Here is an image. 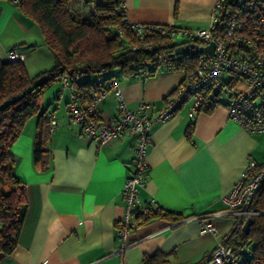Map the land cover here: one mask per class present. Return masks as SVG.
<instances>
[{
	"label": "crops",
	"instance_id": "1",
	"mask_svg": "<svg viewBox=\"0 0 264 264\" xmlns=\"http://www.w3.org/2000/svg\"><path fill=\"white\" fill-rule=\"evenodd\" d=\"M213 1L124 0L123 6L132 22L205 29ZM12 47L25 54L23 63L30 74L53 62L38 25L23 16L14 1L0 0L2 60ZM42 52L44 60L38 56ZM116 77L128 108L147 101L157 111L164 108L184 72L168 69L151 77ZM97 78L84 75L78 82ZM64 83L55 82L40 100L39 113L46 118L52 114L57 121L48 139V167L40 170L33 162L38 115L28 118L11 145L14 174L26 183L28 206L17 246L0 264H143L145 256L156 253L162 254L161 264L200 262L230 234L233 218L211 217L217 234L201 235L193 217L224 208L221 197L240 179L248 161H264V134L247 132L223 105L199 110L193 120L184 105L171 118L154 122L147 176L138 198L141 203L155 201L179 220L151 218L122 240L121 189L133 171L134 137L124 135L98 145L81 134L68 114L71 89ZM118 105L115 90H108L98 103L102 118L115 120Z\"/></svg>",
	"mask_w": 264,
	"mask_h": 264
},
{
	"label": "built area",
	"instance_id": "2",
	"mask_svg": "<svg viewBox=\"0 0 264 264\" xmlns=\"http://www.w3.org/2000/svg\"><path fill=\"white\" fill-rule=\"evenodd\" d=\"M125 22L139 39L157 33L167 36L176 46L194 43L204 47L213 42L214 50L196 54L195 68L184 73L182 81L166 97L164 108L157 111L152 110L147 101H142L134 109L128 108L120 95L116 79L110 81L109 89L95 93L88 104L81 105L75 93L70 95L68 113L81 134L98 145L107 144L124 135L134 137L133 171L121 189L124 213L118 221V229L122 240L131 230L149 220L151 211L158 206L153 200L141 203L138 198V189L144 186L147 176L146 157L150 128L154 122L171 118L184 105H188L187 114L192 120L199 110L223 105L230 118L247 132L264 134V0H214L209 24L205 29L132 22L127 17L126 9ZM177 37L180 38L179 42H176ZM140 47L155 50L159 43L143 42ZM7 57L10 61L24 62L25 54L10 48ZM150 67L157 71L170 69L165 51H159ZM224 74L229 75L226 81L223 80ZM64 84L69 86L67 81ZM110 89H114L119 97V113L113 121L103 119L98 108L100 99ZM56 125L57 121L50 114L49 130L52 131ZM262 180L264 161L249 160L240 179L221 197L224 208L193 217L199 224V233L217 234L218 228L211 217L230 216L234 228L258 214L250 205ZM228 236L200 262L186 264L239 263L240 260L232 254V247L226 245Z\"/></svg>",
	"mask_w": 264,
	"mask_h": 264
},
{
	"label": "trees",
	"instance_id": "3",
	"mask_svg": "<svg viewBox=\"0 0 264 264\" xmlns=\"http://www.w3.org/2000/svg\"><path fill=\"white\" fill-rule=\"evenodd\" d=\"M8 1H14L23 16L38 25L54 64L32 75L22 61L0 58V260L16 248L27 211L26 183L14 174L15 158L10 148L33 115H38L33 162L40 170L48 167L49 117L39 113L45 92L55 82L65 80L77 101L85 105L95 93L109 89L110 81L117 80L118 75H155L157 70L150 63L161 50L168 55L170 70L187 73L195 68L197 59L196 54L172 55L177 44L167 36L152 33L137 38L125 22L124 0ZM143 42L159 43V47L143 49L140 47ZM84 75L98 78L78 82ZM192 129L190 125L188 137ZM250 208L258 214L250 217L253 222L249 231L244 232L243 224H238L231 229L226 245L232 247V254L240 260L237 264H264V180ZM154 217L179 220L159 206L151 211L149 219ZM142 261L161 264L162 254L145 256Z\"/></svg>",
	"mask_w": 264,
	"mask_h": 264
},
{
	"label": "water",
	"instance_id": "4",
	"mask_svg": "<svg viewBox=\"0 0 264 264\" xmlns=\"http://www.w3.org/2000/svg\"><path fill=\"white\" fill-rule=\"evenodd\" d=\"M214 50V43L210 42L207 46H200L198 47L194 43H189V44H184V45H178L175 47V50L172 55H192V54H197V53H203V52H213ZM253 220L249 217L247 218L243 225H242V230L244 232L249 231V227L252 224Z\"/></svg>",
	"mask_w": 264,
	"mask_h": 264
},
{
	"label": "rangeland",
	"instance_id": "5",
	"mask_svg": "<svg viewBox=\"0 0 264 264\" xmlns=\"http://www.w3.org/2000/svg\"><path fill=\"white\" fill-rule=\"evenodd\" d=\"M180 41V38L179 37H177V39H176V42H179ZM44 50V49H43ZM43 50H41V51H43ZM40 51V52H41ZM45 51H47V50H45ZM38 56L41 58V59H43L44 60V54H43V52L42 53H39L38 54ZM53 62L49 65L50 67H45V68H47L46 70H48V69H50L52 66H53ZM40 72V71H39ZM32 74H34V73H32ZM225 78H228V75H225L224 77H223V79H225Z\"/></svg>",
	"mask_w": 264,
	"mask_h": 264
}]
</instances>
